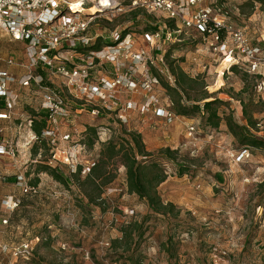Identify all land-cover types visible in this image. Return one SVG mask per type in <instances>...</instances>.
Instances as JSON below:
<instances>
[{
	"label": "rangeland",
	"instance_id": "obj_1",
	"mask_svg": "<svg viewBox=\"0 0 264 264\" xmlns=\"http://www.w3.org/2000/svg\"><path fill=\"white\" fill-rule=\"evenodd\" d=\"M92 1L85 0L83 6H90ZM115 1L123 2L112 0V9L106 10L107 14H97L89 32L96 31L106 38L107 30L130 27L127 42L117 46L120 48L104 67H91L90 84L85 82L88 96L81 99L83 102L68 92L76 95V85H69L60 75H51L49 81L42 83L63 89L69 116L54 118L56 130L50 143L42 137L32 146L34 131L24 126L19 155L4 167L5 173L26 176L23 184L32 185L36 178L38 184L28 195L21 191L17 178L0 179V205L4 197L12 195L24 202L9 214L0 210V264H264V186L260 185L264 179V107L254 112L258 122L255 135L263 144L253 147L252 153L239 161L229 152L240 145L224 124L209 128L200 113L192 117L175 115L171 120L156 115L159 109L174 114L163 83L173 85L169 68L170 64H177L189 76L198 78L208 94L225 102L220 112L231 111L235 121L246 123L238 100L247 93L240 95L246 83L244 71L229 69L231 65L195 27L188 28L180 19L173 18L177 29L172 32L166 11L141 8L136 15L131 11L117 15ZM200 3L210 7L212 14L241 27L252 43H259L264 51L263 4L257 0L254 6L249 0ZM156 24L161 25L165 34L161 36L159 32L145 44L144 31ZM21 46L0 31V66L4 57H17ZM261 70L257 80L263 82V88L255 86V102L264 101V69ZM154 72L159 73V81H154ZM117 78L119 83L113 85ZM147 78L153 82L149 89L143 85ZM247 83L251 90L253 78L248 76ZM32 89L33 96L22 93V107L31 114L36 109L43 111L46 92L44 87ZM182 97L184 102L191 103L192 99L184 93ZM126 110L129 113L125 116ZM189 125L195 126L191 136L187 134ZM88 127H96V133L89 132ZM123 130L140 133L146 150L154 154L168 174L157 190L163 202L175 206L172 212L156 214L144 200L129 193L119 159L107 166L114 177L103 187L95 206L87 204L76 183H59L48 172L39 170V163L55 166L57 159L58 170L64 175L81 164L84 178L99 159L103 144L110 137L124 136ZM64 133L70 137L65 139ZM162 147L175 150L177 160L158 156ZM68 155L75 165L69 164ZM182 162L188 166V173L180 176L176 171ZM5 215L8 221L2 223ZM131 221L142 225V235L133 231L130 250L125 251L112 242L122 237L121 230ZM22 243L30 244L28 253L12 256L13 248Z\"/></svg>",
	"mask_w": 264,
	"mask_h": 264
},
{
	"label": "built area",
	"instance_id": "obj_2",
	"mask_svg": "<svg viewBox=\"0 0 264 264\" xmlns=\"http://www.w3.org/2000/svg\"><path fill=\"white\" fill-rule=\"evenodd\" d=\"M84 1L72 3L68 0H0V31L9 40L22 44L18 55L16 54L17 57L10 55L4 57L1 60L3 65L0 66V179L13 175L24 193L34 190L35 187L22 183L26 178L22 173L4 172V167L16 161L15 158L19 155V142L23 139L24 126L33 131L31 124L34 116L22 107L23 91L33 96L35 94L33 86L44 87L46 90L41 109L46 110L48 114L41 137L46 138L50 143L51 138L55 136L52 133L56 130L54 118L63 119L69 116L68 110L65 109L68 107L67 94L62 88H54L50 84L43 86L42 83L49 81L51 75H60L69 85H76V95L68 90L73 94V98L85 99L88 96L85 82L90 84L89 79L93 74L91 67L94 65L99 68L104 67V64L112 60L111 54L120 48L117 46L127 42V34L119 39L115 30H107V36L112 37L117 43L107 45L100 50L83 51V48L91 45L99 36L96 31L89 32L90 24L94 23L97 14H107L106 10L112 9L110 7L113 5L112 0H94L95 2L91 0L93 3L85 7ZM114 3L117 9H113H116L117 15H122L127 10L122 3L118 4L117 1ZM135 6L146 10L166 11L169 19L178 18L188 28L198 29L210 47L229 65L240 64L250 74L257 76L262 74L264 51L252 43L241 27L226 21L224 17L212 14V9L201 5L200 0H131L129 7ZM91 7L96 8L97 12L90 11ZM65 12L70 14L65 15ZM158 35L159 32L144 34V43H148ZM118 79L113 85L119 83ZM143 85L149 89L153 86V82L147 78ZM262 85L263 82H259L257 89H262ZM77 86L80 88L78 89ZM113 98L118 99L116 95H113ZM151 98L157 102L155 96ZM36 110L39 112L38 109ZM159 110L157 116L163 115L167 120L175 117L170 111ZM123 113L126 116L129 111ZM194 131L195 126L189 125L188 136ZM49 134L52 135L48 136ZM32 136H35L32 141L33 146L37 136L34 132ZM63 136L68 139L70 134L64 133ZM229 153L236 161L250 154L247 149L231 150ZM66 159L69 162L71 160L69 164L75 165L72 156L68 155ZM57 161L56 159L55 165ZM18 203L19 200L14 195L6 196L1 202L0 210L4 214H9ZM6 216L3 217L2 223H7ZM29 249V243H22L13 248L12 256L28 253Z\"/></svg>",
	"mask_w": 264,
	"mask_h": 264
},
{
	"label": "trees",
	"instance_id": "obj_3",
	"mask_svg": "<svg viewBox=\"0 0 264 264\" xmlns=\"http://www.w3.org/2000/svg\"><path fill=\"white\" fill-rule=\"evenodd\" d=\"M254 1L249 0V3L254 6ZM264 5V0H257ZM131 0H123V5H128L129 7ZM145 9L143 7H129L124 13L131 11L134 15L138 13L139 9ZM123 13V14H124ZM166 25L165 21L163 22ZM167 23L172 28L174 32L177 28L175 23L171 19H167ZM161 25L158 26H149L146 29L149 31H144L145 34H154L157 32L161 33V36L165 34L164 29L161 30ZM166 27V26H165ZM130 27H124L121 30H115L119 39H122L125 34L129 33ZM117 43L113 40L112 37H102L99 35L95 38L91 45L83 48V51L91 50H100L107 45H112ZM259 45V43L254 44ZM261 47V46H260ZM242 69L245 73V81L240 95L247 92L246 95L242 98H239V103L242 106V116L246 123L240 124L234 120L232 112L228 113L220 112L219 109L222 105L225 104L221 99L214 97L211 94H208L202 82L199 83L198 78L189 76L184 72L179 65L170 64L169 72L173 75V85H170L168 82L163 83V87L167 90L171 106L174 111V115H181L185 117H192L195 113H200L204 116L205 124L209 128H218L221 124L227 126L228 132L235 137L240 145L237 147L239 150L247 149L250 153L253 151V147L259 148L262 146L263 141L261 138L255 135L257 131L258 122L254 118V112L257 110H262L259 107H264V101L259 99L255 102L252 98L253 90L257 86V80L260 76L250 74L244 67L240 64H232L229 69L236 70ZM43 73V72H42ZM41 73V74H42ZM155 73L153 76L156 81H159V73ZM252 77L254 84L250 89V84L247 83V77ZM46 82V81H45ZM182 93L187 95L188 99H192L190 104H187L182 100ZM243 96V95H242ZM259 109V110H258ZM222 113V114H221ZM48 112L35 111L32 113L34 116L32 119L31 127L37 140H42V132L45 127V120ZM87 130L96 133V127H88ZM124 136L121 138L110 137L107 142H105L100 150L99 159L94 163L91 168L88 169V172L84 174V178L81 177L83 167L81 164L76 165L75 170L70 172L69 175H64L63 172L59 171L58 163L55 166H52L48 163H39L40 171H46L50 176H52L57 182L69 185L71 183H76L80 191L83 192L84 197L86 198L87 204L97 205L101 195L103 193V187L111 183L113 180V174L107 170V166L111 164L116 159L120 160L121 165L125 169L126 174V190L129 193L136 194L138 198L144 200L149 206V208L156 214H164L167 212H172L175 206L171 202H163L160 198L157 187L167 178V173L163 169L162 165L155 159V156L152 152L146 150L143 140H141V135L135 130H123ZM36 142V141H35ZM34 142V143H35ZM93 140L90 141V144H93ZM158 156H164L171 160H177L176 151L170 149V147H162L157 152ZM42 164V165H41ZM188 166L185 163H178L177 174L183 175L188 173ZM26 177V176H25ZM8 180L16 179V177L11 176L6 178ZM38 184V178L34 180L32 186ZM261 186H264V179L260 183ZM33 191H29L32 193ZM36 192V191H35ZM28 193V195H29ZM18 199V198H17ZM18 206H22L24 202L21 199H18ZM16 207V208H17ZM15 209V208H14ZM8 221V220H7ZM142 225L136 223V221L129 222L122 231L121 238L113 239V245L122 247L123 250H130L132 244V232L137 230L138 236L142 235L140 230Z\"/></svg>",
	"mask_w": 264,
	"mask_h": 264
},
{
	"label": "bare ground",
	"instance_id": "obj_4",
	"mask_svg": "<svg viewBox=\"0 0 264 264\" xmlns=\"http://www.w3.org/2000/svg\"><path fill=\"white\" fill-rule=\"evenodd\" d=\"M76 6H77V5H76ZM90 11L95 12V11H96V8L91 7V10H90Z\"/></svg>",
	"mask_w": 264,
	"mask_h": 264
}]
</instances>
